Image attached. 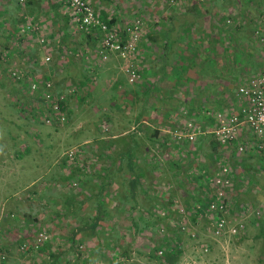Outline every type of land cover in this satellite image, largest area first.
I'll use <instances>...</instances> for the list:
<instances>
[{
  "label": "crops",
  "instance_id": "0c3cea01",
  "mask_svg": "<svg viewBox=\"0 0 264 264\" xmlns=\"http://www.w3.org/2000/svg\"><path fill=\"white\" fill-rule=\"evenodd\" d=\"M18 1L0 0V57L8 52L12 58L7 63L0 61L4 74L0 91L11 97L9 108L18 107L15 101L23 96L22 91L13 83L7 90L5 82L10 63L51 79L57 90L68 93L67 128L63 134L54 133L79 148V161L63 168L59 164L54 174L39 183V176L35 177L25 185V156L30 150L24 144L21 122L25 118L17 108L10 117L3 114V122L13 124L16 131L7 132L5 139L0 135V214L5 212L0 216V229L10 232L42 224L34 206L40 200L37 206L41 210L47 207L42 219L48 220L55 238L64 234L68 250H73L68 239L73 233L76 243L119 233L120 219L157 217L152 210L158 204L155 202L168 208L174 201L182 202V196L189 210L187 192L181 189L182 194L174 196L170 192L191 186L188 193L201 198L206 191L198 170L214 175L222 159L234 169L232 194L238 200L246 196L240 177L257 173L263 161L253 136L244 125L237 141L223 146L210 130L217 112H239L238 87L252 77L264 76V0H87L100 18H113L122 25L145 12L143 34L132 61L141 76L135 84L128 83L120 56L110 51L99 54L97 35L77 29L65 0H25L27 5L25 2L22 8ZM228 17L232 25L226 23ZM27 19L39 28L35 39L42 36L46 45L28 39L13 49L11 39ZM66 50L72 54L67 55ZM76 52H84L87 61L75 56ZM46 55L51 57L49 63L44 61ZM71 87L75 93H69ZM0 111H5L3 106ZM34 121L41 122L39 117ZM188 121L205 133L193 142L178 144L172 135ZM51 131H39L33 137L39 144L41 136L50 137ZM240 142L247 146L243 153L236 152ZM126 154H135L134 162L127 164ZM39 161L27 168L51 170ZM132 170L137 171L138 182L134 199L130 196V187L136 184ZM61 173L71 175L65 180L59 178ZM167 174L175 177L177 185L166 182ZM74 181L76 187L71 185ZM152 189L159 201L153 200ZM195 189L204 192L198 195ZM23 196L29 203L27 214ZM16 213L25 219L16 222L9 217ZM97 213L101 219L97 227L87 225L85 220H92ZM6 257L4 262L9 264Z\"/></svg>",
  "mask_w": 264,
  "mask_h": 264
},
{
  "label": "built area",
  "instance_id": "2783aa9c",
  "mask_svg": "<svg viewBox=\"0 0 264 264\" xmlns=\"http://www.w3.org/2000/svg\"><path fill=\"white\" fill-rule=\"evenodd\" d=\"M24 1L19 0V3L24 6ZM197 1L202 2L203 0ZM65 2L72 10L77 29L84 34L97 35L98 53L115 52L125 61V73L128 83H137L141 76L132 61L137 55L138 43L143 34L144 25L141 17L134 16L124 25L120 22L108 25L99 18L87 0H65ZM226 23L228 25L232 24L231 17L226 19ZM38 30L39 28L30 19H27L24 24L19 26L15 37L11 39L13 49L20 48L23 40L35 39ZM255 36H258L257 30ZM35 40L41 47L46 45V39L42 36H37ZM64 53L70 55L72 51L66 50ZM74 55L87 61L84 52H76ZM10 57L11 54L6 52L1 54L0 61L7 63L12 59ZM50 59L51 57L46 55L44 61L49 63ZM7 67H9L6 71L8 78L20 88L23 94L30 96L31 104L29 107L35 110L41 122L51 127H60L67 123L66 104L68 93L57 90L53 81L49 78L36 76L10 63ZM88 69L90 68L88 67ZM1 77L2 72H0V79ZM75 91L74 87L69 89V93H75ZM237 96L240 100L239 112L229 114L221 111L217 112L215 125L210 133L213 134L219 144L224 146L235 143L241 126L245 125L255 140V148L263 156L262 171L264 170V76H255L242 83L237 89ZM106 130L108 129L106 128ZM204 133L194 122L188 121L184 126L177 129L172 137L178 144H183L184 142H193L198 135ZM235 148L237 153H243L246 151L247 146L240 142L237 143ZM78 153L79 148L74 147L65 151L63 157L67 159L68 163L75 164L78 162ZM198 174L202 177L206 192L202 195L201 200L190 205L189 210L178 205L177 201H174L168 209L159 204L152 207L156 216L163 221L162 225L158 226V230L164 244L160 243L155 249V254L160 259L164 257L167 249L166 245L173 249L170 243L181 250L180 242L169 237L166 226L173 228L178 235L186 234L194 242V248L198 250L200 255H207L212 250L213 244L219 243L222 246V241L226 242L234 238L246 237L245 219L251 215L254 217L261 216L260 209H252L247 205L240 204L232 194L234 169L225 159L219 160L214 175H208L205 169H199ZM71 184L77 186L76 181ZM172 211L177 216L175 220L171 216ZM190 215L196 222L206 221L205 233L199 232L188 225ZM11 217L14 218L15 216L11 215ZM230 218L233 219V222H230ZM203 237L207 239H203ZM49 241L50 236L47 232L40 231L34 236L33 240H26L18 244V249L22 253L37 251L44 243ZM79 249L83 250L82 244ZM111 257L114 258L115 262L119 261L117 253L112 254ZM4 260L5 255L0 254V264ZM94 264L103 263L101 260H97ZM176 264H189V262L186 258L180 257Z\"/></svg>",
  "mask_w": 264,
  "mask_h": 264
},
{
  "label": "rangeland",
  "instance_id": "374dc122",
  "mask_svg": "<svg viewBox=\"0 0 264 264\" xmlns=\"http://www.w3.org/2000/svg\"><path fill=\"white\" fill-rule=\"evenodd\" d=\"M144 14V11H140L136 15L140 16L144 20ZM5 82L8 90V87L12 86V82L9 79H6ZM23 97L24 96H21L20 99L22 102L25 101V103H27L26 99ZM10 100H12L10 96L6 97V95L0 91V109L3 106L6 111H0V135L2 134L4 139L7 132L10 134L16 131V127L13 124H6L3 122V114L10 117L15 114L14 110L16 111V108L17 112L19 111L18 107H8L7 102ZM30 110L31 107L26 104L25 107H23V110L19 111V115H24L25 118V121L21 122L26 133L24 144L26 148L30 149L25 156V185L30 183L33 179H35V177L39 176V183V181L44 180L49 174H54L53 170L62 162L64 152L74 148L72 147L74 143L70 142L69 138L65 139L63 137L64 135H62L65 133L64 131L67 128L66 124L56 127L57 131H54V127L46 126L43 122L34 121L36 117L38 118V116L33 115V110ZM30 113H32V115ZM44 130H52V133L50 137L41 136L39 145L38 140H35L33 134L39 131L44 132ZM54 132H60L62 134L57 137ZM5 141L11 143L12 140L6 139ZM38 159H40V164H44V167L50 166L51 170L46 172L44 168H40L32 171L27 168V164ZM261 166L262 165H260L259 170L257 169V173L255 171L254 173L248 172L247 174H243L239 181L242 189L246 191V196L239 198L240 204L247 205L252 209H260L261 211L260 217L254 218L251 215L245 219L247 228L246 237L241 241L238 238H234L226 242L222 241V246L219 243L213 244L212 250L207 255H200L198 250L194 248V242L186 234L176 236V233H174L176 231L170 226H166V232L169 234V237L173 239L175 236L180 242V248L182 251L181 258H186L189 264H264V170L261 172ZM166 180V182H170V185H177L175 177L171 174L166 175ZM29 188L30 187H28V189ZM181 189L188 192L190 191L191 186L183 188L175 187L174 192L170 191L174 195H180L182 194ZM25 190H27V188ZM194 191L198 195L203 193V190L195 189ZM159 192H161V190ZM23 195L26 194L24 193ZM179 197H181L179 198L180 200H184L182 196ZM22 198L24 199L22 205L24 208L23 211L27 214L26 210L29 203L25 199L27 198L26 196H23ZM38 202H40V200H37V204H34V206L37 207L38 217L39 220L43 221L42 224L37 226L32 224L29 225L28 222L30 221H26V224L28 225L23 230L18 229L10 232L5 230L6 234H4V236L0 239V251L6 252V261H8L9 264H92L93 262L101 259L105 262L103 264H111L109 257L113 254L112 250H110L113 246H118L117 251L119 252H122L125 248V254L123 256H126L129 259L127 260L125 258V261H127L128 264H158L155 260L150 258V254L151 250L156 249L162 239L158 226L162 225L163 221L159 217H152V219L146 218L145 220H147V222L135 219L137 223V226L135 227L132 225L133 220L125 218L120 219L119 221L121 222L122 230H119V233L117 232L113 235L101 234L96 237L97 240L92 238L93 240L89 243H82L83 250H81V252L83 255H81L73 250H68L64 234L60 236V239L55 238L56 234H54V229L49 226L48 220L44 221L41 217L47 213L46 208L41 210L40 207L37 206ZM182 202L178 201L177 204L184 207V203ZM4 215L5 212L2 211V215L0 214V216L2 217ZM18 216L19 219L17 222L22 220L24 217L23 215L22 218L21 215ZM171 216L173 220L177 218L175 212H171ZM9 217L12 218L11 215ZM156 218L157 220H155ZM230 222H233V219L230 218ZM63 223L64 220L62 224ZM188 223L190 227L197 229L199 232L205 233L206 221H202L200 223L196 222L190 215L188 217ZM36 230L46 231L50 236L49 243L55 246V248L56 246H60L61 253L57 255L56 258L52 257V259H50L46 256V254L39 251L28 253H22L19 251L17 240L20 237L22 239L30 238L33 234H36ZM204 238L207 239L206 237H203V239ZM8 251H10V254Z\"/></svg>",
  "mask_w": 264,
  "mask_h": 264
},
{
  "label": "trees",
  "instance_id": "16d2710c",
  "mask_svg": "<svg viewBox=\"0 0 264 264\" xmlns=\"http://www.w3.org/2000/svg\"><path fill=\"white\" fill-rule=\"evenodd\" d=\"M171 1H173V2H176L175 0H171ZM185 3H188L189 1H191V0H187V1H185V0H183ZM250 1H252V0H250ZM24 2H26V5H27V1H24ZM172 2V3H173ZM18 5H19V7L20 8H22V6L23 5H21L20 3H19V1H18ZM27 12V11H26ZM29 12H31V11H29ZM24 14V13H23ZM140 17V16H139ZM100 18V17H99ZM102 21H104V22H106L108 25H110V24H113L114 22H116L115 21V19H113V18H111V19H107L106 17H104V19L103 18H100ZM142 19V21L144 22V20H143V18H141ZM144 24V23H143ZM257 29H255V28H253L252 29V34L254 35L255 34V31H256ZM3 73H2V77H3ZM7 75V74H6ZM2 77H1V79H2ZM8 77V76H7ZM1 79H0V82H1ZM7 79H9V78H7ZM12 82V81H11ZM13 83V82H12ZM15 84V83H14ZM16 85V84H15ZM21 94L24 96V98L26 99V101H27V103H25V101H23L22 102V100L19 98L18 100H16L15 101V103H18V108H19V111H21V110H23V107H25V105L27 104L28 106L31 104V98H30V96H28V95H26V94H23L22 92H21ZM20 100V101H19ZM17 101H19V102H17ZM33 110V111H32ZM30 111H32V113H33V115H36V112H35V110L34 109H31ZM32 113H30L31 115H32ZM38 116V115H37ZM39 117V116H38ZM68 117V116H67ZM67 124V123H66ZM126 162H127V164H129L130 162H134V158H135V154H126ZM68 162H67V159L65 158V157H63V160H62V162L60 163V168H63V167H65L66 166V164H67ZM262 165V164H261ZM133 171V173H134V176H133V173H132V177H133V181H136V184H133V186H131L130 187V196H131V198H133L134 199V197H135V194L137 193V191H136V186H137V184H138V182H137V180H135L136 179V175H137V171H134V170H132ZM69 175H71V174H68V176ZM59 176V178H63V179H65V180H67V175L66 176H64V174H59L58 175ZM201 176V175H200ZM72 185V184H71ZM164 185V184H163ZM73 187H76V186H73ZM150 192L153 194V200L154 201H159L158 200V197L156 198V196H155V194L157 193L156 192V190H154V189H152V190H150ZM204 192V191H203ZM171 193V192H170ZM187 194H188V196H190V198H191V204L192 203H194V202H197V201H199V200H201V198L200 197H198L197 198V196L196 195H193V196H191V194H190V192L188 193L187 192ZM204 194H205V192H204ZM171 196H174V194L173 193H171ZM238 202H239V200H238ZM155 203H158L159 205H160V202H155ZM153 204V203H152ZM171 204V202H169L168 203V206ZM190 204V205H191ZM64 205H65V203L63 204V207H64ZM154 205V204H153ZM161 206H163V204L161 205ZM45 208H47V207H45ZM164 208H166V207H164ZM190 208V207H189ZM166 209H168V208H166ZM21 213V212H20ZM65 214V213H64ZM63 214V215H64ZM10 215H14L15 217L14 218H16V219H13V220H15L16 222L18 221V219H19V216L17 217L16 215H19L18 213H16V215L15 214H10ZM254 217V216H253ZM158 218V217H157ZM157 218L155 219V220H157ZM254 218H258V217H254ZM23 219H24V217H23ZM194 219V218H193ZM99 220H101L100 219V217H99V213H97L96 214V216L91 220H85V223H87V225L88 224H91V226H94V227H97V223H98V221ZM139 220H143V221H146L147 222V220H145L144 219V217H140V219ZM133 222V224H134V227L135 226H137V223L133 220L132 221ZM34 225V224H33ZM44 225V224H43ZM42 225V226H43ZM94 227H92V228H94ZM37 232H40V231H38V230H36V234H37ZM46 232V231H45ZM174 233H176V232H174ZM4 234H6V231L5 230H2V229H0V238L1 237H3L4 236ZM36 234H33L30 238H27V239H22L21 237H20V239L19 240H17V242H18V244H20L21 242H23V241H26V240H33V238H34V236L36 235ZM176 236H179L178 234H175ZM75 233H73V235L71 236V237H69L68 239H70V244L72 245L71 247H73V250H74V252H77V253H80L81 255H83V253L81 252V250L79 249V246L82 244V242H75ZM96 235L95 234H91L90 235V237H95ZM97 237V236H96ZM243 238H245V237H242V238H239V239H243ZM173 239L174 240H176L177 239V237H173ZM76 243V244H75ZM160 243H163V241L161 240L160 241ZM74 244H75V246H74ZM164 244V243H163ZM171 244V246L173 247V249H171V247L169 246V245H166V247H167V249H166V252L164 253V257L162 258V259H160V258H158L157 256H156V254H155V249H152L151 250V254H150V258H152L153 260H155L158 264H176L177 263V261L179 260V258L181 257V255H182V251L180 250V249H178V248H176V246L173 244V243H170ZM83 245V244H82ZM117 248H118V246L117 247H114L113 246V248H111L110 250H112V252H113V254L114 253H117L118 254V258H119V261L118 262H115V260H114V258L113 257H109V259H110V261H111V264H128L127 263V261H125L126 259L127 260H129L126 256H123L124 254H125V248L122 250V252H119V251H117ZM55 249V250H54ZM37 251H39V252H42V253H44V254H46V256L48 257V258H50V259H52V257L53 258H56L57 257V255H59L61 252H60V246H56V248H55V246H53V245H51V243H49V242H46V243H44L43 244V246H41L40 248H39V250H37ZM37 251H32V252H37ZM57 251H58V253H57ZM57 253V254H56ZM0 254H4V255H6V253L5 252H3V251H1L0 252ZM6 257V256H5ZM126 258V259H125ZM120 260H122V261H120ZM101 261H102V259H101ZM95 262H93L92 264H94ZM102 263H105L104 261H102ZM2 264H5V262L3 261L2 262Z\"/></svg>",
  "mask_w": 264,
  "mask_h": 264
}]
</instances>
